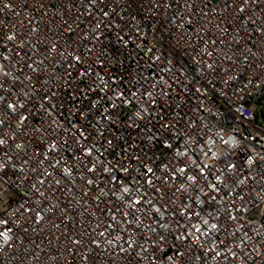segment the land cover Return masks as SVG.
Segmentation results:
<instances>
[{"label": "built area", "instance_id": "2783aa9c", "mask_svg": "<svg viewBox=\"0 0 264 264\" xmlns=\"http://www.w3.org/2000/svg\"><path fill=\"white\" fill-rule=\"evenodd\" d=\"M260 110L264 0H0V264H264Z\"/></svg>", "mask_w": 264, "mask_h": 264}, {"label": "rangeland", "instance_id": "374dc122", "mask_svg": "<svg viewBox=\"0 0 264 264\" xmlns=\"http://www.w3.org/2000/svg\"><path fill=\"white\" fill-rule=\"evenodd\" d=\"M217 1V0H215ZM259 114H260V117H261V120H262V123L264 124V110L263 112H261V110L259 111Z\"/></svg>", "mask_w": 264, "mask_h": 264}, {"label": "snow or ice", "instance_id": "6c2138e0", "mask_svg": "<svg viewBox=\"0 0 264 264\" xmlns=\"http://www.w3.org/2000/svg\"><path fill=\"white\" fill-rule=\"evenodd\" d=\"M11 107V106H10ZM0 143H3V141H0ZM0 223H6L4 221H0ZM213 227H215V225H213ZM197 231H200V229H197ZM4 235L3 233H0V236Z\"/></svg>", "mask_w": 264, "mask_h": 264}]
</instances>
